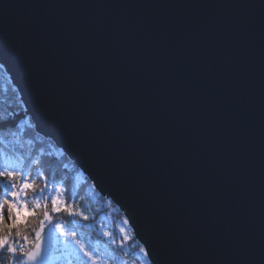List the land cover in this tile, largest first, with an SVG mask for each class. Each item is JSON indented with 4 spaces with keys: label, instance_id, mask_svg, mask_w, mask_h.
<instances>
[{
    "label": "water",
    "instance_id": "95a60500",
    "mask_svg": "<svg viewBox=\"0 0 264 264\" xmlns=\"http://www.w3.org/2000/svg\"><path fill=\"white\" fill-rule=\"evenodd\" d=\"M0 65L152 264H264V0H0Z\"/></svg>",
    "mask_w": 264,
    "mask_h": 264
},
{
    "label": "trees",
    "instance_id": "16d2710c",
    "mask_svg": "<svg viewBox=\"0 0 264 264\" xmlns=\"http://www.w3.org/2000/svg\"><path fill=\"white\" fill-rule=\"evenodd\" d=\"M5 71L0 65V75L6 84L5 89L0 87V171H13L15 178L0 177V200L8 198L10 203H15L11 199L10 193L20 190L21 174H26L35 188L36 185L44 187L45 179L40 178V173H43L50 187H60V185L63 187L65 191L64 195H66L68 202H72V200L81 202V200L88 197L91 200L95 199L101 208H105V211L110 206L118 210L119 217H124V214L120 212L116 205L110 199L104 197L96 188H94L93 193H90L93 185L88 177L80 171L78 166L52 140L45 138L36 131L32 119L25 113L26 109L20 99L17 88L12 84L10 76ZM13 183L16 185L15 188L12 187ZM27 194L35 195L32 189L26 190V195L24 194V196L29 197L30 195ZM28 197L25 199V202L28 204L30 210L35 209L36 214L34 216H27L22 212L20 217L22 222L17 227L11 228V236L20 239L27 237L34 241L37 239L36 232L40 231L41 234L43 232L40 229V221L44 219V210L39 207H32L30 205V197ZM3 208L4 224L0 235L9 232L13 220L16 218V215L13 214L14 209H12V219H9L10 210L8 203H5ZM45 211H48L52 216V221H62L70 227L76 228L71 217L65 214H54L50 206H47ZM69 220L72 221V224L69 223ZM79 229L83 233L87 232L84 226L79 227ZM132 242L136 246L140 245L135 236H133ZM121 255L127 260L141 264L132 255ZM149 264L152 263L150 262Z\"/></svg>",
    "mask_w": 264,
    "mask_h": 264
},
{
    "label": "rangeland",
    "instance_id": "374dc122",
    "mask_svg": "<svg viewBox=\"0 0 264 264\" xmlns=\"http://www.w3.org/2000/svg\"><path fill=\"white\" fill-rule=\"evenodd\" d=\"M0 87L3 89L6 88V84L1 75ZM92 185L93 188H91L90 193H93L95 188L93 183ZM36 188H43V186L40 187L36 185ZM59 189L62 193L60 199L66 201L76 213L82 212L83 216H87L88 219L84 220L81 215L71 216L76 228H72L62 221H52L51 223L46 221L44 225L45 229L40 235L39 240L36 239L32 241L27 238L26 242L24 238L20 239L15 236H10V242L13 245H16L17 247L22 245L25 250H34L36 243H40L41 254L44 257L41 264H84L86 258L84 257L83 252L80 251L79 247L71 238L65 239L62 236L61 231L55 227L56 224H61L71 231H75L77 233V238L87 246L88 251L95 252L94 259L97 261V264H136L125 259L121 254L132 255L137 258L141 264L150 263L149 259L141 252L143 246L141 244L136 246V244L132 242L134 233L127 218L125 216H118V210L109 206L107 211H105V208H101L95 199L91 200L88 197L81 200V202L76 200L68 202L66 195H64L65 191L61 185ZM27 195H30V205H32V207L39 203L41 205L39 208H42L45 212L43 204L47 203V206H50L52 209L51 199L45 201L42 198H37L36 194ZM48 195L49 193H44V196ZM51 195L55 196L57 193L54 191ZM23 196L24 193H21L20 199L25 202V199H27L28 196ZM22 212L23 211L20 213V217ZM53 213L61 215L65 214L68 216L67 212L64 211L61 213ZM13 214L16 215L15 209L13 210ZM77 226H84V228L87 229V232L83 233V231ZM105 233H108L109 235H105ZM93 234H95V236H93ZM113 240H115V243L112 242ZM0 256L3 257V259H0V264H20L19 261L11 260L10 254L7 252L0 253Z\"/></svg>",
    "mask_w": 264,
    "mask_h": 264
},
{
    "label": "snow or ice",
    "instance_id": "6c2138e0",
    "mask_svg": "<svg viewBox=\"0 0 264 264\" xmlns=\"http://www.w3.org/2000/svg\"><path fill=\"white\" fill-rule=\"evenodd\" d=\"M0 177H14V172L9 170L0 171ZM40 178L45 179V186L43 188H35L34 184L31 183L28 179V176L26 174H21V185L19 191H12L10 193L11 199L15 200L16 203H10L8 198H5L3 200H0V231H2V226L4 224L3 220V205L5 203L9 204V210H10V216L9 219H12L11 216V210L15 209L16 211V218L13 220L9 232L7 234L0 235V253L7 252L10 254V259L13 261H19L20 264H41V261L43 260V256L41 254V244L36 243L34 250H25L24 246L20 245L17 247L16 245H13L10 242V236H11V228L17 227L18 224L21 221L20 213L23 211L27 216H34L35 209H29L28 204L20 199L21 193H24L26 195V190L32 189L37 197L44 199L47 201L48 199H51L52 204V211L55 213H61L62 211L67 212L68 216H74V215H81L83 216V213H76L73 208H71L66 201H63L60 199V195L62 193L60 192L59 186L50 187L49 182L47 181V178L44 177L43 173H40ZM11 183V181H10ZM54 183V182H53ZM12 187L15 188L16 185L13 183ZM56 192L57 195L53 196L51 195L52 192ZM49 193L48 196H44V193ZM35 207H41L39 203L35 205ZM43 207L47 209V203L43 204ZM44 219L40 221V229L43 231L45 221L51 223L52 216L49 214L48 211H45L43 213ZM84 220H87V216H83ZM69 223L72 224V221L69 220ZM74 226V225H73ZM55 227L61 231L62 236L65 239L71 238L73 242L79 247L80 251L83 252L84 257L86 258L84 264H97V261L94 259L95 252L88 251L87 246L77 238V233L75 231H71L70 229L66 228L65 226L61 224H56ZM19 235V233H17ZM41 232H36V238L37 240L40 239ZM105 235H109L108 233H105ZM25 241L27 242V237H24ZM115 243V240L112 241ZM141 252L145 255L146 258H150V249L141 248ZM0 259H3L2 256H0Z\"/></svg>",
    "mask_w": 264,
    "mask_h": 264
}]
</instances>
